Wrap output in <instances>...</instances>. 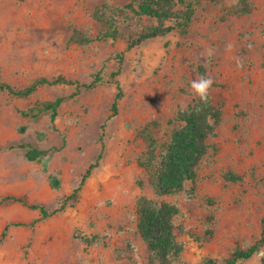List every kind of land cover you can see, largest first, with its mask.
I'll return each instance as SVG.
<instances>
[{
    "label": "rangeland",
    "instance_id": "obj_1",
    "mask_svg": "<svg viewBox=\"0 0 264 264\" xmlns=\"http://www.w3.org/2000/svg\"><path fill=\"white\" fill-rule=\"evenodd\" d=\"M187 1L195 8L188 29L127 51L128 38L153 21L124 26L116 40L78 46L69 39L74 29L100 36L106 29L93 18L94 11L103 5L123 7L129 0H0L3 81L24 88L42 78L81 84L99 78L92 90L44 86L28 99L0 93V237L11 225L0 246V264H148L136 214L141 196L156 199L142 166L147 137L158 146L168 139V121L199 98L191 82L202 76L212 80L208 94L222 108V123L209 141L212 148L195 185L163 198L179 208L175 223L185 229L177 264L222 261L237 246L248 248L260 239L264 0H249L248 15L235 14L239 0ZM115 80L123 98L118 115L109 119ZM57 99L62 103L53 125L51 112L41 105ZM30 149L48 151V157L30 162L25 155ZM96 162L77 198L66 201ZM229 172L241 180H226ZM12 196L44 206L50 217L7 200ZM263 257L264 247L239 264H263Z\"/></svg>",
    "mask_w": 264,
    "mask_h": 264
},
{
    "label": "trees",
    "instance_id": "obj_2",
    "mask_svg": "<svg viewBox=\"0 0 264 264\" xmlns=\"http://www.w3.org/2000/svg\"><path fill=\"white\" fill-rule=\"evenodd\" d=\"M225 0H196L199 4L220 3ZM182 5L184 9H179ZM252 12L249 0H239V8L235 14L248 15ZM195 14L194 4L187 0H129L123 7H112L103 5L94 11L93 18L106 29L96 38H91L81 31L74 29L69 39L70 44L87 46L95 41L108 38L114 40L121 35V29L126 26L128 29L137 28L136 22H142L148 18L153 23L134 32L127 40V51L139 47L143 43L166 37L179 29H188ZM123 54L120 55L121 62ZM120 70L112 74L117 77ZM99 83L96 78L90 84L64 77H57L52 80L46 78L38 79L31 85L24 88H16L2 80L0 74V93L6 92L20 99H28L39 88L44 86L67 85L76 87L78 90H92ZM114 85L117 93L111 108L109 119L114 118L119 113V102L123 98V90L118 81ZM62 100L42 104V109L51 112V123L55 125L58 118V109ZM39 106L38 104L36 107ZM36 117V116H35ZM222 123V108L216 106L210 95L203 101L198 98L194 104L185 111L168 121L171 127L168 139L161 145L156 144V140L148 136L145 162L142 166L147 170L148 184L152 188L156 199L148 196H141L136 204L137 233L144 241L148 251V264H177L184 252V244L180 241V236L185 229L175 223L179 215V208L172 203L163 200L164 197L173 196L184 191L186 185H195L198 168L202 161L209 154L212 146L210 139L216 136L217 130ZM1 149V148H0ZM11 149H13L11 147ZM26 158L30 162L42 163L48 157V151L30 149L26 152ZM101 159V155L99 156ZM98 162L89 166L82 176L80 186L73 190L66 201H73L77 198L87 179L91 176ZM43 170L47 172V165L43 164ZM225 179L232 182L241 180L232 172L225 174ZM7 200H14L24 204L31 210L39 211L42 218L50 217V213L42 205L28 204L18 197H7ZM55 213H53L54 215ZM40 222V221H39ZM11 225L7 224L1 233L0 246L8 236ZM14 226H22L15 224ZM264 247V217L261 220L260 239L248 248L237 246L226 259L219 261L213 258H206L199 264H239L241 261L252 259ZM264 264V257L262 258Z\"/></svg>",
    "mask_w": 264,
    "mask_h": 264
},
{
    "label": "clouds",
    "instance_id": "obj_3",
    "mask_svg": "<svg viewBox=\"0 0 264 264\" xmlns=\"http://www.w3.org/2000/svg\"><path fill=\"white\" fill-rule=\"evenodd\" d=\"M211 85V78L205 76H202L199 80H194L191 82V88L194 90L195 95L198 96L201 101L207 98L208 91L211 88Z\"/></svg>",
    "mask_w": 264,
    "mask_h": 264
},
{
    "label": "water",
    "instance_id": "obj_4",
    "mask_svg": "<svg viewBox=\"0 0 264 264\" xmlns=\"http://www.w3.org/2000/svg\"><path fill=\"white\" fill-rule=\"evenodd\" d=\"M56 184H57L56 182H53V186H56Z\"/></svg>",
    "mask_w": 264,
    "mask_h": 264
},
{
    "label": "crops",
    "instance_id": "obj_5",
    "mask_svg": "<svg viewBox=\"0 0 264 264\" xmlns=\"http://www.w3.org/2000/svg\"><path fill=\"white\" fill-rule=\"evenodd\" d=\"M32 215V214H31Z\"/></svg>",
    "mask_w": 264,
    "mask_h": 264
}]
</instances>
